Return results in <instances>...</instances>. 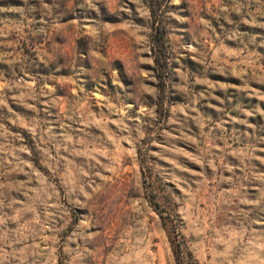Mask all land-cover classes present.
Returning <instances> with one entry per match:
<instances>
[{
  "label": "rangeland",
  "instance_id": "obj_1",
  "mask_svg": "<svg viewBox=\"0 0 264 264\" xmlns=\"http://www.w3.org/2000/svg\"><path fill=\"white\" fill-rule=\"evenodd\" d=\"M0 264H264V0H0Z\"/></svg>",
  "mask_w": 264,
  "mask_h": 264
},
{
  "label": "trees",
  "instance_id": "obj_2",
  "mask_svg": "<svg viewBox=\"0 0 264 264\" xmlns=\"http://www.w3.org/2000/svg\"><path fill=\"white\" fill-rule=\"evenodd\" d=\"M158 32H160V28L158 29ZM174 230H175L174 233L176 236L180 235L176 228H174Z\"/></svg>",
  "mask_w": 264,
  "mask_h": 264
}]
</instances>
